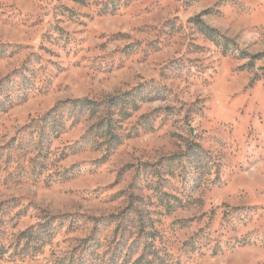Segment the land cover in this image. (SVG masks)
<instances>
[{
	"label": "rangeland",
	"instance_id": "rangeland-1",
	"mask_svg": "<svg viewBox=\"0 0 264 264\" xmlns=\"http://www.w3.org/2000/svg\"><path fill=\"white\" fill-rule=\"evenodd\" d=\"M0 46V238L81 223L0 264H52L130 211L170 264H264V0H0ZM74 100L98 109L43 161L29 125Z\"/></svg>",
	"mask_w": 264,
	"mask_h": 264
},
{
	"label": "trees",
	"instance_id": "trees-1",
	"mask_svg": "<svg viewBox=\"0 0 264 264\" xmlns=\"http://www.w3.org/2000/svg\"><path fill=\"white\" fill-rule=\"evenodd\" d=\"M203 27L204 33L209 37H213V33L220 34L214 28L209 26ZM1 50L0 57L2 56ZM1 95H5L2 90L0 92V111L4 106ZM7 96L9 97V94ZM115 102L111 100L110 103L115 104ZM89 103H91L89 100L64 101L43 116L37 124L32 122L33 124L29 125L32 137L35 136V138H32L34 141L33 150L36 151L39 158L45 161L42 155L44 153L45 155L47 154L46 145H50L46 144L47 140L52 135L61 133L67 112L80 110L86 113L87 111L94 112L98 109L95 106L93 108ZM135 106L136 104L133 107ZM114 127L111 119H109L101 127L100 131L104 137L111 135L116 140L117 145L121 141V138L115 133ZM48 152L50 151L48 150ZM39 158H35V160H39ZM69 172L70 170H67L64 172V175H68ZM2 217L0 216V219ZM89 219L87 218V220L92 222L94 227L102 223L101 219L98 218L90 217ZM69 221L71 223L69 227L75 225L73 228H80L81 223H77L72 218L71 220H65L64 216L47 215L42 223L27 228L15 235V239L9 245L5 244L4 240L0 238V256H4L12 248L11 255L14 256H26L27 254L25 253L27 252L28 254L39 253L46 245L51 244L53 238L59 233L58 231L67 225ZM84 221H86V218ZM111 221L116 222L111 238H102L98 234L95 235L92 230L89 236L78 239L76 246L70 252H67L60 258H56L52 264H170L167 255L155 244L158 239V232L153 229L156 220L152 216L145 218L142 211H130L123 217L119 215L113 216Z\"/></svg>",
	"mask_w": 264,
	"mask_h": 264
}]
</instances>
